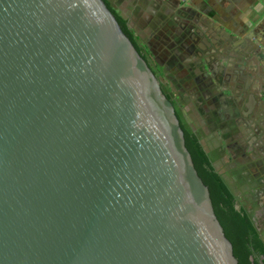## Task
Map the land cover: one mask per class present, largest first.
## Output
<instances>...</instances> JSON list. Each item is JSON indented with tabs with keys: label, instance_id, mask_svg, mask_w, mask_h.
<instances>
[{
	"label": "water",
	"instance_id": "obj_1",
	"mask_svg": "<svg viewBox=\"0 0 264 264\" xmlns=\"http://www.w3.org/2000/svg\"><path fill=\"white\" fill-rule=\"evenodd\" d=\"M0 264H239L102 0H0Z\"/></svg>",
	"mask_w": 264,
	"mask_h": 264
},
{
	"label": "rangeland",
	"instance_id": "obj_2",
	"mask_svg": "<svg viewBox=\"0 0 264 264\" xmlns=\"http://www.w3.org/2000/svg\"><path fill=\"white\" fill-rule=\"evenodd\" d=\"M116 1L122 13L128 17L130 28L139 34L143 40L149 41L153 54L147 50L145 51L150 60L154 61L160 69L159 73L162 75L160 82L166 91L171 94L172 98L178 101L180 113H185L187 119L191 122V126L197 131L213 168L223 177L227 186L236 197L238 201L237 205H242L252 210L253 222L259 233L264 235V192L260 194V197H255L253 194L255 189H259L261 185L259 183L264 181V177L257 169L260 165L256 163L255 167L252 162H248L246 159L249 157L243 158L240 150L232 151L230 145L233 138L231 139L228 131L224 130L223 126L218 130L214 126L220 114L227 111L225 107L226 100L232 97L233 94L231 90L227 91L228 89H223L220 86V81L215 80L216 66L225 68L229 63L223 59L219 60L217 59L218 57H214L216 50L219 48L215 47L220 41L216 40L217 43L213 42V40L210 41V34H208V39L205 38L208 35H200V27L204 28L206 26L207 18L205 19V23L201 20H197L195 23L198 26L197 30L200 32L195 34L197 38L193 41L194 36L191 38L192 34H188L186 31L182 32L181 28L176 29L171 24V22H174L173 18L185 17L183 15L186 14L187 9L182 0H166L162 6V10L166 12L165 18L159 20L163 21V23L158 22L160 24H157V27L161 31L153 30L154 19L147 20L148 12L151 9V2L142 0L141 3L146 8L140 12L135 8V0ZM232 2H236L237 4V7L233 9L237 14L242 11L245 4L252 3V0H221V10L227 11L224 9L226 8L225 5L228 3L231 5ZM259 2L260 0H256L253 4ZM177 15L178 17H176ZM211 15H214V13H211ZM217 22H221V25L219 24L221 31H225L224 29L229 31V35H232L230 36L231 39L244 40L251 45V48H255L256 50L261 48L262 53H264V37H257L259 29L260 31L264 30V22H261L259 25L255 24V22L247 25L244 23L231 24L226 22L222 17H218ZM199 23L200 26L198 25ZM211 25H214V23ZM238 36H241V38H238ZM170 39H179L181 49L175 50ZM193 43L195 44L193 45ZM221 45L223 43L220 42ZM187 52L194 53L187 55ZM263 132L264 128L257 135L256 142L252 139L254 144L260 141L264 143V137L262 138L263 140L261 139ZM227 147L231 150L230 152H227ZM250 150L247 149L248 152H245V154L248 155L247 153Z\"/></svg>",
	"mask_w": 264,
	"mask_h": 264
},
{
	"label": "flooded vegetation",
	"instance_id": "obj_3",
	"mask_svg": "<svg viewBox=\"0 0 264 264\" xmlns=\"http://www.w3.org/2000/svg\"><path fill=\"white\" fill-rule=\"evenodd\" d=\"M112 1L115 4L117 3L116 0ZM227 38L217 40L223 43V45L220 46V42L218 43L215 48H219L216 50L214 57H218L217 59L219 60L223 59L229 64L225 68L216 66V74L214 76L216 81H220V86L225 90L228 89L227 91L231 90L233 95L230 98L227 97L228 100L225 103L227 111L220 114V119L217 118V123H214V126L217 130L223 126V129L228 131L231 139L233 138L230 145L232 148L230 149L232 151L240 150L243 158L249 157L250 159L246 160L250 163L252 162L255 167L256 163H259L260 167H257V169L264 177V143H261V141L256 144L253 143V141H257V135L264 128V54L255 48H251V45L244 40L240 41L237 39L235 41ZM217 41L214 42L217 43ZM233 42L238 43L235 44ZM151 65L156 70L159 69L152 60ZM180 116L187 127L192 129L194 134L197 135L199 142L202 144L200 136L191 126V122L187 119L185 113H180ZM231 132L233 133L231 134ZM262 134L261 139L264 137V132ZM228 148L227 152H230L231 150ZM247 149H251L247 153L248 155L245 154V152H248ZM259 184H261L259 189L253 191L255 197H260V194L264 192V181H261ZM237 204L235 205L236 209L239 208ZM259 206L261 207L260 204ZM251 211V209L245 207V212L250 216L252 225L258 236L257 238L264 244V235L260 234L256 228ZM259 259L264 260V257L260 256Z\"/></svg>",
	"mask_w": 264,
	"mask_h": 264
},
{
	"label": "trees",
	"instance_id": "obj_4",
	"mask_svg": "<svg viewBox=\"0 0 264 264\" xmlns=\"http://www.w3.org/2000/svg\"><path fill=\"white\" fill-rule=\"evenodd\" d=\"M102 1L116 19L123 34L158 80L162 93L173 106L179 127L183 133L185 148L190 155L197 176L208 190L214 215L223 230L225 238L231 244L235 258L239 264H264V260L259 259L260 256L264 257V244L257 238L258 236L250 216L246 214L245 207L242 205H239V208L236 209V197L227 186L223 177L213 168L197 135L194 134L192 129L187 127L181 118L178 101L171 97L160 82L162 80V75L159 73L160 69L156 70L152 67L151 60L143 48L141 39L130 28L128 18L122 13L117 3H113L112 0Z\"/></svg>",
	"mask_w": 264,
	"mask_h": 264
},
{
	"label": "crops",
	"instance_id": "obj_5",
	"mask_svg": "<svg viewBox=\"0 0 264 264\" xmlns=\"http://www.w3.org/2000/svg\"><path fill=\"white\" fill-rule=\"evenodd\" d=\"M135 1H136L135 8H137V10L142 12L143 9L146 8L145 6L142 5L141 3L142 0H135ZM182 1L185 3L184 6H186L185 8L187 9V11L185 12L186 14L183 15L185 17L179 18L177 15L176 17L178 18L177 19L173 18L174 22H171V24H173V27H175L176 29L181 28L182 32L186 31V33L192 34L191 38L192 36H194L192 39L193 41L196 40L197 38L195 37V34H197L200 31H201L200 35L205 34L206 36L210 34L211 35L210 41L213 40V42L219 39H225L226 37L231 38L230 36L232 35H229L230 34L229 31H227L226 29H224L225 31L220 30L219 24L221 25V22H217L218 17H222L223 19L226 20V22L231 23V24L244 23L247 25V24H251L252 22H255V24L259 25L261 24V22H264V16L260 17L264 15V0H260V2L257 4H253V2L256 0H252V3L250 2L248 4H245L242 11L238 12L237 14L233 11V9L237 7L236 2H232L231 5H229V3L226 4L225 5L226 8L224 9H226L227 11H224V10H221V4H220L221 0H182ZM148 2L149 3L151 2V9L148 12L147 20L154 19V25H153L154 29L153 30L161 31V29L157 27V24H160L158 22L163 23V21H159V20H162L163 18H165L164 15L166 12L162 10V6L165 4L166 0H148ZM211 13H214V15H211ZM206 18H207L206 26H204V28L200 27L201 30L198 31L197 30L198 26H196L195 23L197 22V20H201L205 23ZM213 23L214 25H211ZM198 25L200 26V23ZM137 36L141 39L143 48L147 50L148 52L152 53V47L149 44V41L143 40L139 34H137ZM257 37H264V30L260 31L259 29L257 33ZM205 38L208 39L209 35L208 37H205ZM238 38H241V36H238ZM249 39H252V38H249ZM170 42L173 44V47L175 48V50L181 49L180 48L181 42L179 39L178 40L170 39ZM233 43L237 44L238 42H233ZM194 44L195 43H193V45ZM257 51L262 53L261 48H259ZM193 53L187 52L186 54L188 55V54H193Z\"/></svg>",
	"mask_w": 264,
	"mask_h": 264
}]
</instances>
